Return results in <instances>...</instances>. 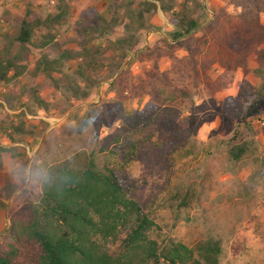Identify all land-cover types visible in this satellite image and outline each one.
I'll return each instance as SVG.
<instances>
[{
  "label": "rangeland",
  "instance_id": "rangeland-1",
  "mask_svg": "<svg viewBox=\"0 0 264 264\" xmlns=\"http://www.w3.org/2000/svg\"><path fill=\"white\" fill-rule=\"evenodd\" d=\"M37 1L42 16L54 9L49 0L46 6ZM82 1L69 0L71 12L57 38L74 35L73 14ZM107 1L96 5L104 15ZM201 3L199 25L182 45L165 38L172 25L165 14L155 13L153 28L139 33L138 47L128 51L117 70L110 59H100L93 71L98 83L85 100H74L27 72L0 82V126L21 119L34 132H12V141L0 127V147L10 148L9 158H2L0 183L14 178L12 194L0 206V232L11 211L39 197L50 165L92 151L100 166L128 179L131 197L159 227L153 238L172 237L194 252L198 243L211 238L219 242L218 264H264V99L260 111L248 117L250 128L237 125L232 116L246 92L264 93V61L258 57L264 48V36H258L264 0ZM23 6V0H0V46L2 35L10 31L2 14L20 12ZM122 31L117 26L108 38ZM65 46L76 47L72 42ZM34 56L29 55L28 66ZM75 64L66 61L65 70ZM151 87L162 102L147 110ZM14 91L19 99L9 109L5 97ZM40 97L46 110L37 105ZM22 104L30 110L24 115L19 113ZM120 107L124 112L140 110L138 115L148 120L128 130ZM235 128L241 132L237 141L248 145L238 161L227 152ZM126 232L127 227H120L104 248L117 253Z\"/></svg>",
  "mask_w": 264,
  "mask_h": 264
},
{
  "label": "trees",
  "instance_id": "trees-1",
  "mask_svg": "<svg viewBox=\"0 0 264 264\" xmlns=\"http://www.w3.org/2000/svg\"><path fill=\"white\" fill-rule=\"evenodd\" d=\"M23 3L20 12L2 14L10 31L2 35L0 82L13 81L27 72L32 77L42 76L49 86L65 90L77 101L87 99L97 85L93 71L100 59H110L113 70H117L128 51L138 47L139 33L153 28L151 18L157 10L172 25L165 38L182 45L185 37L198 27L197 10L203 8L201 0H109L106 15L95 5H89L76 19L74 35L57 38L59 26L70 12L68 0H54V9L44 16L32 0ZM117 26L122 33L108 38ZM261 29L260 37L264 36V26ZM68 42L76 47L65 46ZM32 53L35 56L28 66ZM258 57L264 61V48ZM68 60L76 61L71 71L65 70ZM85 83L87 86H83ZM116 85L120 87L118 80ZM150 90L145 107L154 110L162 99L158 90ZM261 92H246L239 106L232 110L237 125L251 127L248 117L260 111L258 104L264 99ZM5 99L7 107L14 109L19 95L14 91ZM36 101L39 107L47 109L44 98ZM22 107L20 115L30 111L25 104ZM139 113L140 110L124 112L120 107L128 130L145 125L148 118ZM24 126L23 120L10 119L0 127L14 141L12 132L34 135L33 127ZM240 134L235 128L228 140L230 160L238 161L248 152L247 141H237ZM8 152L10 148L0 147V166L3 154ZM130 185L126 177L100 166L92 151L82 150L53 163L42 175L39 197L27 199L10 212L9 224L0 232V264H218L219 242L211 238L198 243L195 252L172 237L164 235L160 241L153 238L152 233L159 227L131 197ZM11 189H1L0 206L5 207L2 199L11 196ZM120 227H127L120 250L109 253L103 244Z\"/></svg>",
  "mask_w": 264,
  "mask_h": 264
},
{
  "label": "crops",
  "instance_id": "crops-1",
  "mask_svg": "<svg viewBox=\"0 0 264 264\" xmlns=\"http://www.w3.org/2000/svg\"><path fill=\"white\" fill-rule=\"evenodd\" d=\"M33 1V3H34V5H35V1L36 0H32ZM79 1H82V0H79ZM98 1H100V0H83L82 2V4H81V6L79 7V9H77L75 12H74V14L73 15H75V19H77L78 18V16L80 15V13H81V10L83 9V8H85V7H87V6H89V5H97V2ZM109 1V0H108ZM107 1V2H108ZM47 2V1H46ZM45 2V0H39V1H37V3L38 4H42V5H44V6H46V3ZM68 3H70L69 2V0H68ZM107 4V3H106ZM70 5V4H69ZM36 6V5H35ZM54 6V5H53ZM48 7V6H47ZM97 7V6H96ZM106 7V6H105ZM37 8V7H36ZM54 8V7H53ZM98 9H100L99 7H98ZM38 10V9H37ZM39 11V10H38ZM158 11H160V10H157V12L156 13H158ZM11 13H16V12H12V11H10ZM71 12V11H70ZM70 12H69V14H70ZM161 12V11H160ZM7 13V12H6ZM40 13V12H39ZM163 13V12H162ZM164 14V13H163ZM152 19V18H151ZM151 22H152V20H151ZM1 90H5V87H3V86H1ZM12 145H14V143H12ZM3 147H5V148H9V145H5V146H3ZM9 155L8 153H4L3 154V159L5 160V159H8L9 158V156H7V155ZM4 162V161H3ZM2 165H4V163H2ZM16 166H18V163L16 164ZM4 170V169H3ZM14 170H17V168H15ZM13 180H14V178H11L10 176H7L6 178H5V180H1V183H0V188L2 189L3 187H5V186H11V185H13ZM16 190V189H15ZM17 190H18V188H17ZM2 201L3 202H7V199H2Z\"/></svg>",
  "mask_w": 264,
  "mask_h": 264
},
{
  "label": "built area",
  "instance_id": "built-area-1",
  "mask_svg": "<svg viewBox=\"0 0 264 264\" xmlns=\"http://www.w3.org/2000/svg\"><path fill=\"white\" fill-rule=\"evenodd\" d=\"M50 5H54V0H49Z\"/></svg>",
  "mask_w": 264,
  "mask_h": 264
}]
</instances>
